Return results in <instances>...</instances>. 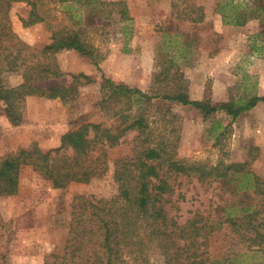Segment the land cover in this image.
Here are the masks:
<instances>
[{"label": "rangeland", "instance_id": "obj_1", "mask_svg": "<svg viewBox=\"0 0 264 264\" xmlns=\"http://www.w3.org/2000/svg\"><path fill=\"white\" fill-rule=\"evenodd\" d=\"M58 1L51 0L50 5L55 7L61 21L82 31L103 54L100 68L73 50L56 53L55 59L63 72L84 73L93 82L81 85L78 97L66 105L55 99L58 108L55 104H32L33 112L36 111L32 117L28 116L24 101V116L17 124L7 117L0 103V157L33 144L48 150L53 146L55 131L77 129L88 122L100 123L113 133L124 129L140 110L135 105L121 116L105 115L97 104L102 76L141 90H147L154 79L163 87L187 79L189 98L213 106L242 103L254 95H264V9H261L264 0H97L91 5ZM199 1L212 6L206 19L193 23L176 17L178 12L187 11L189 4L199 5ZM173 3L177 6L174 11ZM29 8L25 1L14 2L8 9L7 24L22 42L42 48L50 42V31L44 22L23 25L21 18ZM120 9H125L129 20L120 17ZM236 11L252 18L257 15L259 31L245 35L233 30L236 25L227 22ZM219 16L230 30L217 27ZM11 61L7 59L4 65L10 68L19 65L18 60L15 64ZM3 77L8 86L22 81L18 70H5ZM69 80L66 75L48 84ZM167 108L178 115L174 123L167 122L171 120L166 118ZM145 112L156 135L169 134L173 126L179 128L176 148L179 158L208 164L248 162L252 173L264 179L263 101L236 118L224 109L205 115L193 106L162 98L153 99ZM136 133L126 130L120 143L108 149L110 168L114 159L133 153ZM170 181L173 192L165 204L170 218L183 225L194 217L198 223L206 220L218 227L206 236L201 248L205 251L203 257L208 259L206 264L219 260L222 264H264V245L257 252L256 247L249 249L223 222L225 205L250 198L257 204L258 198L234 191L233 181H200L185 175H175ZM113 189L111 173L90 185L72 182L57 189L31 166H24L17 193L0 201V262L59 264L75 196H108ZM204 231L208 229L201 228ZM94 248L95 244L90 242L88 249ZM148 264H165V260L154 254Z\"/></svg>", "mask_w": 264, "mask_h": 264}, {"label": "trees", "instance_id": "obj_2", "mask_svg": "<svg viewBox=\"0 0 264 264\" xmlns=\"http://www.w3.org/2000/svg\"><path fill=\"white\" fill-rule=\"evenodd\" d=\"M20 1L30 6L27 15L21 18L23 25L44 22L50 31V42L42 48L22 42L7 24L8 9L14 2ZM50 1L0 0V103L7 117L15 124L22 122L27 96L59 99L66 105L78 97L81 85L93 82L84 73L63 72L55 59L56 53L73 50L90 59L98 69L104 57L82 31L61 21ZM69 1L72 0L58 2L65 4ZM74 1L82 5L98 2ZM188 7L187 11L178 12L176 17L193 23L204 19L201 6L191 3ZM176 8L173 3L171 9L174 11ZM261 9H264V5ZM119 13L122 19L123 16L130 19L125 9H120ZM249 18L251 16L247 17L245 12L236 11L227 23L243 25ZM7 59H11L12 64L18 60L19 65L6 67ZM5 70L20 71L22 81L15 86L6 85L3 77ZM66 75L70 76L68 82L48 84L50 80ZM99 86L101 98L97 104L105 115L121 116L135 105L140 110L124 129L113 133L100 123L88 122L64 132L57 147L44 151L33 144L0 157V201L17 193L20 171L27 165L50 180L52 187L57 189L65 188L72 182L90 185L111 173L114 189L110 195L75 196L59 264H148L154 254L161 255L165 264H206L208 259L203 257L205 251L201 248L206 236L218 227L206 220L198 223L194 217L180 225L168 216L165 204L173 192L170 180L175 175L193 176L200 181H233L234 191L258 198L257 204H253L250 198L225 205L223 222L228 224L239 242L249 249L256 247V252L260 251L264 245V179L252 173L248 162L219 161L208 164L201 160L179 158L176 154L179 128L173 126L169 134L156 135L144 111L153 99L162 98L193 106L205 115L224 109L228 115L236 118L258 101L264 102V95H254L242 103L228 102L213 106L189 98L187 79L164 87L154 79L147 90H141L102 76ZM166 115V118L171 117L167 122L178 120V115L171 108H167ZM128 129L137 131L133 153L114 159L110 168L108 149L120 143ZM203 227L208 231L201 232ZM90 242L95 244L94 249H88ZM209 264L222 262L219 260Z\"/></svg>", "mask_w": 264, "mask_h": 264}, {"label": "crops", "instance_id": "obj_3", "mask_svg": "<svg viewBox=\"0 0 264 264\" xmlns=\"http://www.w3.org/2000/svg\"><path fill=\"white\" fill-rule=\"evenodd\" d=\"M198 4H199V6L200 5L202 6L203 12H204V18L206 19L207 10L208 9H211L212 6L208 2H201V1H199ZM256 17H257V15L255 17L253 16V18L251 17V19L247 20L243 25L233 26V28H234L233 30H235L236 32H240L241 34H245L246 35L248 33H252V35H253L255 32H258L259 31V28H258V18L256 19ZM219 18H220V21H218V22L216 21L215 22L216 25H217V27L218 28H220L221 26L224 27V29H221L220 28L223 31L230 30V29H226L225 26H227V24L224 25L222 23V20H221V17L220 16H219ZM218 23H220V24H218ZM56 102L57 101L55 99L41 98V97H35V96H27L25 98V103H26V107H27V114H28L29 117L35 116L34 113L36 111L33 112V105L32 104H34V105H35V103L36 104H45V105H54L55 104V106L58 108V104H56ZM258 102H262V101H258ZM60 106H63V105H60ZM67 130L68 129H66V128L64 129L63 128L59 132L58 131H55V133L57 132V135H54V137H53V139L55 138V140H53L54 143H53L52 148L59 146V143H60V135L63 134Z\"/></svg>", "mask_w": 264, "mask_h": 264}]
</instances>
